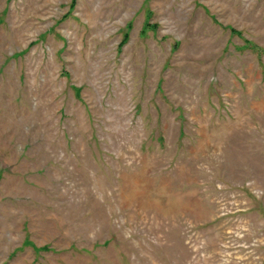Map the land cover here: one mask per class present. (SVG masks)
<instances>
[{
  "label": "rangeland",
  "instance_id": "rangeland-1",
  "mask_svg": "<svg viewBox=\"0 0 264 264\" xmlns=\"http://www.w3.org/2000/svg\"><path fill=\"white\" fill-rule=\"evenodd\" d=\"M263 68L264 0H0V264H264Z\"/></svg>",
  "mask_w": 264,
  "mask_h": 264
},
{
  "label": "trees",
  "instance_id": "trees-1",
  "mask_svg": "<svg viewBox=\"0 0 264 264\" xmlns=\"http://www.w3.org/2000/svg\"><path fill=\"white\" fill-rule=\"evenodd\" d=\"M233 31L235 32V30H233ZM245 41H246V44H245L246 46L249 45L251 47V49H254V50L257 49V50H259V45H256V44H254L251 41H247V40H245Z\"/></svg>",
  "mask_w": 264,
  "mask_h": 264
}]
</instances>
